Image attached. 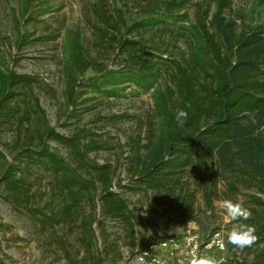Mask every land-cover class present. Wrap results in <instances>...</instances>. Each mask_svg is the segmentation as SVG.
Returning <instances> with one entry per match:
<instances>
[{
	"label": "rangeland",
	"instance_id": "1",
	"mask_svg": "<svg viewBox=\"0 0 264 264\" xmlns=\"http://www.w3.org/2000/svg\"><path fill=\"white\" fill-rule=\"evenodd\" d=\"M187 1L179 12L187 18L179 25L134 28L151 19L145 12L151 8L157 13L154 18L164 20L166 0H0V73L13 72L30 79L18 84L16 96L0 108V152L4 157L0 156V264H89L91 254H102L107 264H147L141 262V254L150 245L171 239L177 244L155 252L164 264H189L196 244L194 254L216 258L241 251L227 242V233L236 222H226L222 210L214 206L219 197L234 199L225 181L210 192L214 199L211 208L196 183V179H212L210 176L203 178L202 173L188 169L176 178L180 182L174 191L151 188L135 178L138 157L145 156L144 147L160 135L154 94L168 77L166 64L158 61L188 54L190 40L182 27L210 23L216 12L213 0ZM119 15L124 16L126 26ZM225 16L236 22L237 31L249 30L264 25V6L258 0H231ZM109 17L115 18L111 25L121 24L120 32L108 29V36L103 37L100 30H106L104 20ZM113 35L136 41V48L120 50ZM73 41L81 45L88 62L112 72L123 71L121 75L128 74L125 67L131 56L149 53L159 64L161 76L153 88L143 90L127 78L107 83L101 79L103 74L94 70L84 75L75 71L79 84L75 87L66 71ZM91 79L100 88L88 86ZM73 87L76 96L72 102ZM47 125L77 139L84 158L77 156L76 149L55 141L47 144L81 175L89 176L95 164L108 165L112 190L125 199L135 215L132 227L103 215L98 179L90 240L83 223L84 219L91 221L86 201L79 218L55 226L45 220L44 215L57 207L60 194L50 173L37 159L26 158L23 150L30 143L38 147V134ZM11 166V178L20 181L17 198L1 184L3 173ZM241 191L234 194L244 207L248 194L258 193L253 187ZM217 233L226 243L224 252L204 247Z\"/></svg>",
	"mask_w": 264,
	"mask_h": 264
},
{
	"label": "trees",
	"instance_id": "2",
	"mask_svg": "<svg viewBox=\"0 0 264 264\" xmlns=\"http://www.w3.org/2000/svg\"><path fill=\"white\" fill-rule=\"evenodd\" d=\"M213 1L216 12L210 23L202 21L190 28L182 27L190 40V52L179 59L160 58L161 61H158L166 64L168 77L166 84L154 94L160 135L144 147L145 156L138 157L135 178L151 188L166 187V190L174 191L180 182L176 178L187 173L188 169L202 173L201 177L210 176L212 179H196V183L203 190L211 208L214 199L210 192L218 190L220 181L226 182L234 201L237 200L234 193L243 192L241 188H256L258 193L248 194L245 199V207L252 212V217L243 223L256 226L258 239L252 247L234 252L225 261L226 264H264V25L237 31L236 22L225 16L231 0ZM187 2L166 0L164 20L154 18L157 13L151 8L145 11L151 19L134 25V28L159 24H165L166 28L179 25L180 21L187 18V14L179 13ZM258 3L264 6V0H258ZM123 17L119 15V20L126 26ZM114 20V17L104 20L106 30H100L103 37L108 36V29L120 32L119 22L110 24ZM112 38L122 51L131 52L137 46L136 41L129 38L118 39L116 35ZM153 57L149 53H144L142 57L131 56L129 65L125 67L128 74L121 75L123 71L112 72L88 62L81 45L73 41L68 52L66 71L72 76L75 87L79 86L74 79L75 71L84 75L94 70L103 74L101 79L107 83L127 78L139 89L146 90L153 88L161 76L159 64L154 63ZM0 80V108H3L16 96L15 87L30 79L10 72L7 75L0 73ZM87 85L100 88L99 83L92 79L88 80ZM75 87L70 94L72 102L76 96ZM177 109H184L188 113L183 127L175 120ZM38 136V147L30 143L23 154H26V158L39 161L54 179V189H58L60 194L57 207L44 215L45 220L55 226L69 222L74 217L79 218L86 201L91 208V221L87 223L88 220L84 219L83 223L90 240L94 235L92 220L96 219L95 179H98L101 183L103 215L132 227L135 215L125 199L112 190L113 177L108 165H93L91 173L85 177L52 153L47 144L48 141H55L76 149L77 156L84 158L76 145L77 139L65 137L48 125ZM0 156L4 158L1 152ZM13 171L12 166L6 169L1 184L13 198H17L21 187L20 181L11 178ZM224 193L227 194L226 191ZM90 256L89 264H107L102 254Z\"/></svg>",
	"mask_w": 264,
	"mask_h": 264
},
{
	"label": "clouds",
	"instance_id": "3",
	"mask_svg": "<svg viewBox=\"0 0 264 264\" xmlns=\"http://www.w3.org/2000/svg\"><path fill=\"white\" fill-rule=\"evenodd\" d=\"M188 118V113L184 109H177L175 113V120L180 127L184 126ZM214 206L222 210L226 222H233L231 230L227 233V242L232 246L241 250L252 247L258 237L256 235L257 229L254 224L243 223L252 217V212L244 207L243 201L237 199H221L214 202ZM223 248V244H221ZM189 264H226L224 257L216 258L214 256H206L199 254H192Z\"/></svg>",
	"mask_w": 264,
	"mask_h": 264
},
{
	"label": "built area",
	"instance_id": "4",
	"mask_svg": "<svg viewBox=\"0 0 264 264\" xmlns=\"http://www.w3.org/2000/svg\"><path fill=\"white\" fill-rule=\"evenodd\" d=\"M221 235L217 233L212 238V241L208 242L204 247L207 248H216L221 252H224L226 250V243L224 240L220 237ZM177 244L175 240L171 239L170 241L160 243L159 245L152 244L150 245L142 254L140 257L141 262H147V264H164V260L161 256H158L155 254L158 250H166V247L168 246H174ZM221 244H223V248H221ZM198 249V245L196 244L194 246V250L192 251V254L195 253V250Z\"/></svg>",
	"mask_w": 264,
	"mask_h": 264
},
{
	"label": "crops",
	"instance_id": "5",
	"mask_svg": "<svg viewBox=\"0 0 264 264\" xmlns=\"http://www.w3.org/2000/svg\"><path fill=\"white\" fill-rule=\"evenodd\" d=\"M230 257H232V256H227V258H230Z\"/></svg>",
	"mask_w": 264,
	"mask_h": 264
}]
</instances>
